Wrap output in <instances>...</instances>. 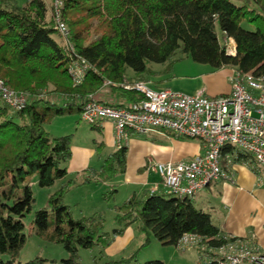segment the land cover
Here are the masks:
<instances>
[{
  "label": "trees",
  "instance_id": "trees-1",
  "mask_svg": "<svg viewBox=\"0 0 264 264\" xmlns=\"http://www.w3.org/2000/svg\"><path fill=\"white\" fill-rule=\"evenodd\" d=\"M62 1L67 40L55 27L52 0L49 7L46 0H28L25 5L0 0V78L25 97L20 110L0 100V264L51 261L39 254L20 259L29 215L35 235L69 253L64 264H81L80 249L106 248L136 222L164 245L177 246L184 234L194 233L208 248L220 247L228 241L227 233L210 212L198 207L194 198L165 192L134 191L115 206L118 226L112 231L105 230L100 212L74 217L66 202L71 189L109 182L126 172L128 145L105 155L106 144L95 140L102 164L69 176L73 134L56 136L48 125L57 116L75 111L81 115L91 100L121 106L143 99L123 84L145 81L152 64H166L167 72L176 61L190 57L213 70L232 68L264 76V0ZM231 40L234 54L228 49ZM76 61L86 65L79 83L69 72ZM104 88L122 102L100 99ZM103 121L90 124L101 131ZM35 178L41 188H58L33 212ZM117 191L113 185L104 197ZM105 264L167 263L141 262L133 253L108 258Z\"/></svg>",
  "mask_w": 264,
  "mask_h": 264
},
{
  "label": "built area",
  "instance_id": "built-area-1",
  "mask_svg": "<svg viewBox=\"0 0 264 264\" xmlns=\"http://www.w3.org/2000/svg\"><path fill=\"white\" fill-rule=\"evenodd\" d=\"M52 4L55 27L67 40L69 29L61 19L63 1L52 0ZM229 53H235L234 47ZM85 70L83 61L69 67L77 83L82 81ZM231 80V91L217 96L208 95L205 88L186 93L141 80L124 83V88L136 90L144 98L121 106L91 100L84 105L81 118L89 123L113 121L117 148L127 144L132 134L149 136L162 130L200 141L201 151L189 159L148 160L146 170L159 177L151 192L194 198L214 181L234 182L233 166L246 155L252 158L250 166L263 183L260 171L264 169V76L234 71ZM0 100L20 110L25 97L0 78ZM226 238V243L212 249L199 235L186 233L177 247H195L203 264L212 260L217 264H264V252L258 244L230 234Z\"/></svg>",
  "mask_w": 264,
  "mask_h": 264
},
{
  "label": "crops",
  "instance_id": "crops-1",
  "mask_svg": "<svg viewBox=\"0 0 264 264\" xmlns=\"http://www.w3.org/2000/svg\"><path fill=\"white\" fill-rule=\"evenodd\" d=\"M179 61V60H178ZM177 62V61H176ZM151 73L146 75L145 81L160 88H173L186 93H195L201 88L206 89L210 96L227 94L231 91L234 70L222 68L213 70L208 65L202 67L198 74L173 75L169 77L166 72V64H152ZM128 76L133 77L134 73L128 70ZM100 99L105 101L122 102L112 89L104 88L100 93ZM99 134L95 140L106 144L107 155L117 149L116 128L111 120H104L100 124ZM76 144L73 142L72 159L68 163L69 176L91 167L98 159L97 146ZM128 158L125 174L134 185H142L148 190L155 184L148 180L150 172L146 170V163L150 159L173 160L189 159L199 153L200 141L186 140L170 133L167 130L153 132L149 136L132 134L128 140ZM99 159L96 163L100 165ZM250 156H244L235 162L233 166L234 182L217 180L208 187L202 189L195 197L196 205L210 212L215 223L221 229L232 236L247 238L260 246L264 252V182L260 183L250 162ZM98 167V166H96ZM264 177V169L260 171ZM132 229L129 226L122 236L105 248L108 255H115L129 240L128 233ZM126 238V239H125ZM195 249V247L188 248Z\"/></svg>",
  "mask_w": 264,
  "mask_h": 264
},
{
  "label": "rangeland",
  "instance_id": "rangeland-1",
  "mask_svg": "<svg viewBox=\"0 0 264 264\" xmlns=\"http://www.w3.org/2000/svg\"><path fill=\"white\" fill-rule=\"evenodd\" d=\"M20 5H25L28 0H10ZM47 5H51V0H46ZM59 41L64 42L63 39ZM226 42V41H225ZM228 49L233 50V44L228 41ZM206 64L195 62L190 57H185L171 67L167 71L169 77L177 74L181 75H196ZM207 66V65H206ZM210 65H208L209 67ZM211 67V66H210ZM131 71V69H129ZM50 132L56 136L63 134H73V142L76 144L92 145L95 138L99 135L92 125L81 119L78 112H71L63 116H57L49 125ZM186 140H198L195 138H186ZM93 166H100L96 162ZM146 167V166H145ZM127 174L121 173L109 182L92 183L85 186H75L71 189L66 198V202L72 206V214L78 218L81 216H88L95 212H100L105 218V230L112 231L118 225L115 223L116 210L115 206L122 204L125 200L131 197L132 193L136 191L143 194L148 189L142 185H134L133 180L126 177ZM150 182H159L157 174L151 172L148 175ZM117 186L118 191L114 194H108L107 198L104 194L113 187ZM36 203L33 212L42 207L47 198L58 188V184L51 188H41L35 178L32 183ZM151 190V189H150ZM161 190V186L159 188ZM33 215H29L25 219L26 223V244L21 253V260L28 261L33 259L36 255H41L45 258L51 259L49 264H64L63 259L69 256V253L62 245L48 242L37 235L33 231L32 224ZM132 229L129 231L128 242L119 250L115 251V255H108L105 248L95 247L93 249H80V263L81 264H105L108 258H117L119 256H129L133 253L137 254V259L144 262L147 260L160 259L167 264H203L200 261L199 254L195 249L182 250L175 245H164L158 238L153 235H148L140 229L139 223L131 225ZM148 237L150 240L148 241ZM126 239V238H125ZM109 247V246H108ZM106 247V248H108ZM103 251L102 255L100 251Z\"/></svg>",
  "mask_w": 264,
  "mask_h": 264
}]
</instances>
